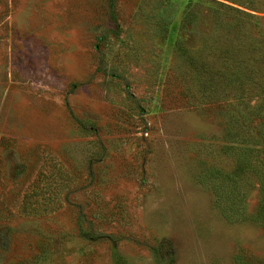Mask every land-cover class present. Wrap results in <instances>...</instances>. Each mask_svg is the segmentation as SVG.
<instances>
[{"label": "rangeland", "instance_id": "obj_1", "mask_svg": "<svg viewBox=\"0 0 264 264\" xmlns=\"http://www.w3.org/2000/svg\"><path fill=\"white\" fill-rule=\"evenodd\" d=\"M190 1L0 0V264H264L237 172L264 150V0H212L249 15L231 65L263 70L216 97L182 63L211 21L182 28Z\"/></svg>", "mask_w": 264, "mask_h": 264}, {"label": "trees", "instance_id": "obj_2", "mask_svg": "<svg viewBox=\"0 0 264 264\" xmlns=\"http://www.w3.org/2000/svg\"><path fill=\"white\" fill-rule=\"evenodd\" d=\"M194 2L190 1V5L185 11L182 28L187 26L189 18L192 19L191 17H194V13H191ZM195 3L196 5H198V3H203L207 13L206 15L207 17H210L211 21L208 31L199 36L201 40L199 50L195 53L187 48L182 50L184 53L182 56L184 62L182 63L190 66V70L187 69V74H190L189 77L195 81L196 87H202L204 84H210V97L217 96L215 91H217L218 84L224 85L225 87H231L234 83L244 92L248 90L247 87L251 89L250 85L254 83L255 74L256 76H260L261 71L263 73V70H261L260 67H257L256 69V67L251 66L249 68L242 60H239L241 62L236 61V64L233 67L231 65L232 62L230 56V50L232 49L234 43L232 40V29L236 31V34L238 29L239 31H244V26L233 23L230 18L236 19L234 17V14H236L239 16L238 20H240L241 15L243 17H248L249 15L245 12L233 9L225 4L212 0H197ZM111 7L113 10L117 8V0H111ZM230 31H232L231 34ZM161 38L163 40H167L165 35ZM172 41L173 42L171 44L176 51L179 50V45H184L182 39H178L176 42L175 40ZM195 93L197 95L200 92L196 90ZM186 94L192 95L188 88L186 89ZM254 149L255 148H252L251 150H247L246 153L239 155L237 162L240 166L238 167L237 172L245 171L254 173L258 177L260 200L258 210L254 214V218L257 219L256 222L260 223L264 228V150ZM236 259V261L240 264H250L252 256H249L248 254H241Z\"/></svg>", "mask_w": 264, "mask_h": 264}]
</instances>
